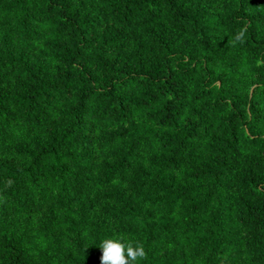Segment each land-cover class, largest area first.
<instances>
[{"label": "trees", "instance_id": "16d2710c", "mask_svg": "<svg viewBox=\"0 0 264 264\" xmlns=\"http://www.w3.org/2000/svg\"><path fill=\"white\" fill-rule=\"evenodd\" d=\"M120 236L264 264V0H0V264Z\"/></svg>", "mask_w": 264, "mask_h": 264}, {"label": "clouds", "instance_id": "9594fccd", "mask_svg": "<svg viewBox=\"0 0 264 264\" xmlns=\"http://www.w3.org/2000/svg\"><path fill=\"white\" fill-rule=\"evenodd\" d=\"M246 29H242L234 37L233 43H243ZM9 186L11 181L8 182ZM102 249L101 264H140L148 257L143 244L127 242L124 236L105 239L101 242Z\"/></svg>", "mask_w": 264, "mask_h": 264}]
</instances>
